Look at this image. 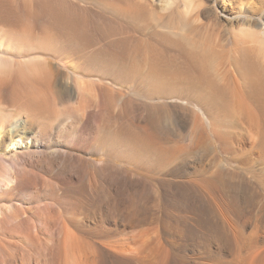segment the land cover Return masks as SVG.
Wrapping results in <instances>:
<instances>
[{"label":"bare ground","instance_id":"obj_1","mask_svg":"<svg viewBox=\"0 0 264 264\" xmlns=\"http://www.w3.org/2000/svg\"><path fill=\"white\" fill-rule=\"evenodd\" d=\"M100 1L111 8V10H114V12L136 14L133 18L140 14L144 15L143 12H147L148 10H146L145 5L143 6V3H140L141 1H139L141 5L133 0ZM71 3L70 0H0V26H2L0 28H3L0 29V104H4L5 102L2 97L3 91L6 89L11 90L12 99L10 105H12L14 111L18 113L16 116L24 114L25 121L29 119L32 121V119H48L51 113L53 114L54 108L52 103L56 99V92L61 88H66L69 94L76 98L81 97V101L91 103V98L87 97V95L76 86V83L74 84L68 80L62 82L60 80L61 78L59 79L57 75H55L52 68L53 66L50 67L47 64L48 62H45L44 51L47 49L57 52L69 51L71 55L74 51L77 52L90 48L89 45H85L89 40L93 39L97 42V40L100 39L99 41H101V38H103L105 42L102 44L93 45L94 47L88 51L83 50L88 54L84 61L88 68L96 70L95 72L98 71L101 78L116 77V75L126 78L127 71L125 72L122 68L120 71L115 63L118 56L116 47L119 45L120 50L123 52L129 50L130 53L137 58V60L128 62V69L131 71H141L143 69V73L152 80L158 81L161 78L166 80H183L191 83V85L193 84V87L199 86V88L201 87L200 89H205L206 92L199 91L197 99L202 103V110L208 118L210 127L214 132V139L216 138L228 144L234 137L228 133L229 131L226 132L227 127L228 130L229 128L234 129L236 133L233 136H237V140L244 145L253 143L252 155L264 162V75L260 74V70L256 68L255 64L246 58L248 54L250 55L258 49L262 50L263 45L261 46V44L264 42L259 43L261 40H258V47H253V49L252 47L245 48L243 44V48H237L238 51L235 49L238 55L236 56V53L233 54L234 57H236L232 62L237 69L234 67V69H232L230 66H227L223 60L221 61V57L220 60L219 58L214 59V57L218 55H216L217 53L212 39H207L200 43L197 42L200 39L194 38L187 41L186 39L189 38L184 36V31L181 32V34L180 30L179 32L173 30L174 32L171 31V33L168 30L169 33L165 31L167 33L163 34L162 37L164 39L167 38L170 43L175 45L181 42V39H184V42H187L186 44L188 45L186 53L191 57V60L189 58L188 62L176 65L174 62H162V60H158L157 57L161 56L163 52H160L158 50L159 47L157 49L156 45H153L150 41L143 40V43H139L138 41L135 43L131 42V45H127L124 42L126 40L125 38H118L120 40L118 42L120 44H118V39H114L115 35L113 34L116 29L114 30V26H112L115 20L112 22V19L109 18L110 21H108V19L106 20L108 23L105 22L107 10L104 9L105 11L99 10L94 12V14L97 15V17L100 16V18L102 15L105 16L104 14H106L105 17H102V19L105 18L104 21H102L103 23H100L101 21H97L99 18H92L91 15H87L86 13H80L79 15H76L79 11H75V13L73 11V13H71L72 11L70 12L68 8ZM70 6L73 7L72 5ZM95 9H93V11ZM39 21H42V25ZM122 29H124V27ZM124 31L125 30H123V32ZM243 32L245 33V31ZM249 32L250 31L247 30L246 33ZM170 34L174 35L170 36ZM248 39H252V37ZM219 46H217V48H219ZM75 54L76 56L79 55V53ZM85 56L86 55L83 57ZM228 57H226V61ZM250 58H252V56ZM229 62L231 61L229 60ZM108 89L106 85L98 86L97 94L99 101L97 103L95 102V105L91 103L93 107L90 110L88 109V115L91 118L90 120H92V130L94 134L92 147L101 150L107 156L108 154L115 153L116 156L114 155V157L118 160L128 161L131 165L132 163H139L140 157H131L132 154L129 153L131 152L130 144H133L132 142H143V146L145 147L149 145L156 147L158 146L159 135L151 120L147 119L148 116L142 121L144 116H142L141 103L137 104L133 102L131 104L130 102L131 105H129L125 98L117 95L119 91L112 94ZM115 98L117 101L114 102L117 104H114L116 106L112 109L110 107V101ZM91 104L90 106H92ZM129 107H133L135 111H138L135 115V117L139 116L140 119L137 125L130 122L127 117V113L130 112ZM1 110L2 109H0V157L2 153H6V149L9 148L8 146L11 144L12 150L9 152L12 153L14 159L17 161H29L30 163L28 164H31L33 169L50 168L53 166V159L62 157L61 155L63 154L61 152H44L38 149L36 150L35 148L38 147V138H40L39 132L37 130L31 131L30 136L24 141L18 133L20 130L19 125L15 126L12 130L10 136H13V138L11 142L6 145L5 150L2 149V145H4L2 132L4 131L5 123L9 121L8 119L10 118L8 114L3 113ZM113 116L116 117L117 120L113 119ZM110 118L113 119L112 122L117 121V123H111ZM214 118L218 119L213 120ZM118 119L120 124H118ZM28 123L31 122L28 121ZM223 128H226V131L223 130ZM108 134H118L122 142H124L122 143L120 140L121 144L118 146L115 144L119 143L113 142L114 146L112 142H110L113 139H109L108 141V138H106ZM117 139L120 138L118 137ZM13 149H15V151H13ZM163 150L162 152H164ZM64 155L68 156L69 153ZM69 156L75 157L76 155L74 154L73 156L72 154ZM76 157L79 163H92L95 167L98 166L94 164L92 159L91 161L93 162L79 156ZM106 164H108V162H104V166ZM86 174H88L89 186L93 188V184L95 183L94 180H96L97 177H94L95 175H93L91 171H86ZM226 175L225 171L221 170L213 174V179L211 181L208 180L207 182L205 180V183L200 180V182H197L193 179L181 183L177 182V184H179V186H177L178 189H176L178 190L176 191L177 193L169 195V198L167 197L161 205L157 203H155L157 204L155 205L154 202H152L154 198L151 200L152 204H150L144 192V188L143 200H141L142 189L136 188L139 184L146 183L148 178H144L146 176H142L143 179L141 176L131 178L129 171H126L123 177L126 179V182H128L127 184H130V188L123 190L119 195V199H114L111 203H102L103 205H94L89 208V215L92 220H95L97 231L98 229L101 232L109 231L119 226H122L123 229L129 228V230L142 227L138 232V237L136 238L134 236L133 238L132 236L130 240L126 241L118 239V241L111 242L109 239V241L104 240V243L97 242L101 236L95 241V235L92 238V236L88 237L81 233L75 234L73 231L67 229L63 221L64 219H61V215L58 211L52 215L51 213L49 215L48 212L49 216L44 217L43 221L41 219V224L47 225V222H53L56 226L54 238H51L52 244L49 249L48 264H264V241L261 237L260 241L257 236H254L258 233H264V197L260 198V193L254 190L249 183L241 181L239 184H234L235 181H230L231 179L229 180ZM29 176L26 178V176L22 174H0V192L2 193L4 191H10V189L13 188L21 187L26 181H32L34 177L36 178L37 174L33 173L30 177ZM125 179L123 180L124 182ZM79 199L81 201L80 197ZM153 204L155 206H153ZM74 206H76V204ZM2 214L3 213L0 211V221H7L8 213L6 214L7 216H4V214L2 216ZM230 214H234L237 218L250 215V217L253 218L250 224L252 227H250V229L252 228L251 230H253L254 235L248 236L246 239L244 238L242 240L240 230L232 223ZM150 215H155L162 220L163 233L167 232V235L171 234L169 236L172 237L171 239L169 238L168 240V237L165 238L166 236L162 238L160 231H155L156 235H150V228L145 227L147 218ZM31 227L28 228H30L32 232V228L35 226ZM63 229L64 232L66 230V233H61ZM152 231L154 232V230ZM101 232L99 233L101 234ZM36 236L37 235H35V237ZM32 237L34 236L32 235ZM38 239H40V237ZM40 240H42V238ZM40 240L39 242H41ZM188 248H192L196 251H184V249ZM127 253H129V255Z\"/></svg>","mask_w":264,"mask_h":264},{"label":"rangeland","instance_id":"obj_2","mask_svg":"<svg viewBox=\"0 0 264 264\" xmlns=\"http://www.w3.org/2000/svg\"><path fill=\"white\" fill-rule=\"evenodd\" d=\"M133 1L137 4L143 3V6L145 5L146 10L148 9L147 12H143L145 16L140 14L133 18L136 14L114 12V10H111V8L101 3L100 0H70V3L72 2L70 5L73 7L68 4V8L70 12L72 11L71 13H73V11L74 13L75 11H79L76 15L86 13L87 15H91L92 18H99L97 21H101L100 23H103L102 21H104L105 18L102 19V17H105L107 14L105 22L108 23L110 19H112V22L115 20L112 25L114 26V30L116 29L113 33L115 35H113L114 39L125 38L126 40L124 42L127 45H131L137 41L139 43L150 41L153 45H156L157 49L159 47L158 50L160 52H163L161 56L157 57L158 60H162V62H174L176 65L188 62L189 58L191 60V57H189L186 53L188 45L186 44L187 42H184V39H181V42L175 45L170 43L167 38L164 39L162 37L163 34L168 32V30L170 33L173 30L177 32L180 30V33L184 31V36L189 38H185L187 41L194 38L200 39L197 41L200 43L207 39H212L217 53L216 55H218L215 56L214 59L219 58L220 60L221 57V61L223 60V62L232 69H237L234 67L232 62L238 55L236 53L238 51L237 48L240 49L245 46V48L252 47L253 49V47L255 48L257 46L258 40H261L259 43L264 42V0ZM139 1L141 2L139 3ZM93 9L95 10L93 11ZM104 9L107 10L106 14H104L105 16L102 15L100 18V16L97 17V15L94 14V12L99 10L103 11ZM39 23L42 25V21H39ZM123 27L124 29H122ZM123 30H125V33ZM247 30L250 32L246 33ZM173 35L170 34V36ZM249 35L252 39H248L250 38ZM101 39V41H99V39L97 42L93 39L89 40L88 43L84 42L85 45H89L90 48L83 50L88 51L92 47L99 45V43L102 44L105 42L103 38ZM119 39L117 43L120 41ZM262 45V50L257 48L258 50L255 49L256 51L250 55L248 54L246 58L255 64L256 68L260 70V74L264 75V43H262L261 46ZM217 46H219V48H217ZM235 49L237 50L236 52ZM83 50L77 52L74 51L72 52V54H74L70 55L71 52L69 51L57 52L47 49L44 51V59L46 63L48 62L47 64L50 67L53 66L52 68L55 75H57L59 79L61 78L60 80L62 82H66L68 80L74 84L76 83V86L79 87V89L86 94L87 97L91 98V103H94V105L95 102L97 103L99 101L97 87L103 85H106L109 88L108 91L112 94L119 91V94L117 95L125 98L129 105L133 102L137 104L141 103L140 105L142 106L143 112L142 116H144L143 119H141L143 121L145 117L148 116L147 119L151 120L159 135L158 146L153 147L149 145L146 146V148L143 146V142H132L133 144H130L131 152H129L132 156H129H139L140 162L132 163L131 165L128 161H122L121 159L118 160L114 157V155L116 156L115 153L108 154L107 156L101 150L92 147L94 134L92 130V120H90L91 118L88 115V111L92 109L93 105L91 103L81 101V97H79V99L72 96L66 88H61L56 92V99L52 103L54 108L53 114L51 113V116L44 120L41 118L38 120L32 119V121L27 119L31 123L25 121L24 114L16 116L18 113L15 112L13 106L10 105L12 99L11 90H4L2 97L5 102L4 104H0V109H2L1 111L3 113L8 114L9 118L12 119H8L9 121L5 123L4 131L2 132L4 143V145H2V149L5 150L6 145L11 142L13 138V136H10L12 134V130L15 126L19 125L20 130L18 129V133L24 141L30 136L31 131L37 130L39 132L40 138H38V147L35 148L36 150L38 149L39 151L44 152H61L63 155H61V158L56 157L53 159V166L50 168L33 169V166L28 164L30 163L29 161H17L14 159L12 153L9 152L12 150V144L8 146L9 148L6 149V153L1 154L0 174H22L28 178L29 175L31 176V174L35 173L37 176L36 178L34 177L32 181H26L25 183L27 184L24 183L21 187L13 188L10 189V191L8 190L2 193L0 192V211L4 214V216L8 213V216L6 215L7 221H4L5 223L0 221V264H48L49 249L52 244L51 240L55 235L56 226L53 222H47V225H43L41 224V219L43 221L44 217L49 216L50 213L52 215L56 211L60 213L61 219H64L63 221L66 224L67 229L73 231L75 234L81 233L82 235L84 234L88 237L92 236V238L95 235V241H97L101 236L97 242L104 243L105 241H109V239L111 242L118 241V239L126 241L130 240L132 236L133 238L134 236L137 238L138 232L142 227H136L135 229L133 228L129 230V228L123 229L122 226H119L118 228L103 232L98 229V231L101 232L100 234L97 231L95 220H92L89 215V208L94 205L98 206L109 202L111 203L114 199H119V195L123 190L130 188V184L128 185V182H126V179L123 177L126 171H129L131 178L140 176H146L144 178H148L146 183L139 184L138 186L140 187L137 186L136 188L142 189L141 200H143L144 188V192L146 193V197L149 199L150 204L154 202V204L157 203L158 205H161L167 197L169 198V195L177 193L176 191L178 190L176 189H178L177 186H179L177 182L181 183L183 181L193 179L194 181H202L205 183L206 181L208 182V180L211 181L213 179V174H216L221 170L225 171L227 174L226 177L229 178V180L231 179L230 181H235L234 184H239L241 181L247 182L254 190L260 193V198L264 197V162L252 155L253 143L244 145L237 140V136H233L236 133V130L234 131V129L229 128L228 130L227 127L226 131V128H223V130L226 132L229 131L228 133L234 137L228 144H225L216 138L214 139L215 135L210 127L209 120L203 113L202 103L198 101L199 99H197L199 91L206 92L205 89L204 91L202 90L203 88L200 89L201 87L199 88V86L196 85H194L196 87H193V84L191 85V83L183 80H166L162 78L158 81L154 79L152 80L148 78L145 73H143V69L141 71H131L128 69V62L137 60V58H135L129 50H126L125 52L120 50L119 45L116 47V53L118 56L115 63L116 67L120 71L122 69L125 72L127 71V77L122 78L119 75H116V77L101 78L98 71L97 72L99 74L95 72L96 70L88 68L85 64L84 61L86 60L88 54H86ZM75 53H79V55L76 56ZM234 53H236L235 57L233 55ZM84 55L86 56L83 57ZM249 56H252V58ZM226 57H228L227 61ZM229 60L231 62H229ZM114 101L116 102L117 99L115 98L110 101V107L112 109L116 106L114 104H117ZM90 104L92 106H90ZM129 108L130 112L127 113V117L130 122L137 125L140 119L139 116L135 117V115L138 111H135L133 107ZM112 118L117 120L114 116ZM113 119L110 118L111 123H117V121L112 122ZM215 119L218 118H214L213 120ZM118 124H120L119 119ZM108 135H106L108 141L109 139H113L110 141L112 142V145H114V143H119L115 144L116 146L121 144L122 139L118 134ZM118 137L120 139H117ZM162 150L164 152H162ZM13 151H15V149H13ZM67 153H69V155L73 154V156L75 154L85 160L91 161L92 159L94 164L98 166L95 167L92 163H88L90 165L87 163H79L76 156L72 157L64 155ZM104 162H108V164L104 166ZM86 171H91V173L95 175L94 177H97L96 180H94L96 184H93V188L89 186L88 174H86ZM124 179L125 182L123 181ZM79 197L81 198V201ZM151 200L153 201L151 202ZM73 204H76V206ZM154 204L153 206L157 205ZM230 217L234 226L239 228L242 240L244 238L246 239L248 236L254 235L253 230H251L252 228L250 229V227H252L250 224L253 220L250 215L243 218H237L234 214H230ZM162 223L163 222L159 217L150 215L147 218V224L145 227L150 228V235H156V232L160 231L161 237L164 238L166 236L165 238L168 237L169 240V238H172L169 237L171 234L167 235V232L163 233ZM31 226L35 227L32 228ZM46 226H48L49 229ZM28 227L32 228V232ZM152 230H154V232ZM61 233H66V230L65 232L64 229L61 230ZM263 234L258 233L254 236H257L260 241L261 239L264 241ZM32 235L34 237H32ZM35 235L37 236L35 237ZM39 237L40 239L42 238V240L38 239ZM39 240L41 242H39ZM184 251L195 252L196 250L188 248L184 249ZM127 254L129 255V253Z\"/></svg>","mask_w":264,"mask_h":264}]
</instances>
